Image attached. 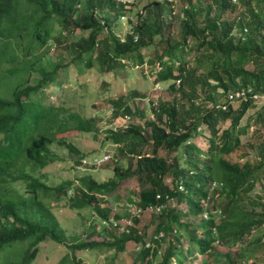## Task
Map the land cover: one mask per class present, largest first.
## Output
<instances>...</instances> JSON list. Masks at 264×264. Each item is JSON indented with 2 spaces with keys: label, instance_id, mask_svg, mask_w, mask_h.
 Wrapping results in <instances>:
<instances>
[{
  "label": "trees",
  "instance_id": "1",
  "mask_svg": "<svg viewBox=\"0 0 264 264\" xmlns=\"http://www.w3.org/2000/svg\"><path fill=\"white\" fill-rule=\"evenodd\" d=\"M139 2L0 0V264H34L46 242L67 251L57 264H84L77 253L86 251L116 264L130 243L132 264H196L185 259V243L199 264L220 256L264 264V194L250 195L264 182V105L253 98L264 94V0H144L134 11ZM145 67L171 97L149 100L150 115L138 91L112 97L120 127L102 129L99 116L49 104L48 90L62 87L71 70L127 77ZM241 91L245 99H229ZM257 105L255 120L243 125ZM80 134L113 149L105 153L108 180L77 170L94 157L73 142ZM53 145L77 157L81 175L50 187L42 172L56 162ZM110 200L142 213H116ZM62 201L91 209L102 226L68 236L54 212ZM150 207L147 242L141 217ZM124 217L131 224L122 232L114 223ZM222 248L228 252L220 255Z\"/></svg>",
  "mask_w": 264,
  "mask_h": 264
},
{
  "label": "rangeland",
  "instance_id": "2",
  "mask_svg": "<svg viewBox=\"0 0 264 264\" xmlns=\"http://www.w3.org/2000/svg\"><path fill=\"white\" fill-rule=\"evenodd\" d=\"M142 1V2H141ZM143 1L140 0L139 6L134 9V11L139 10L143 6ZM209 1V0H208ZM240 9H243L241 7ZM127 17L121 19L118 24V33L119 35H125L129 30L128 23L126 21ZM53 52H51L52 54ZM68 57L65 58L67 60ZM130 69L127 73V77L118 76H105L100 77L96 76L95 72H92L90 75L79 76L74 70H71L67 82L63 84L62 87L48 90L51 92L52 96L50 98L49 104L55 105H64L65 107L73 108L74 112H79L85 117H94L99 116L101 121L99 125L102 129H109L110 127H120L125 124V120L118 119L116 122L111 117L110 106L107 100L112 97L120 96L122 94L127 95L131 91H138L142 93L141 99L137 98L139 106L141 109H145L147 115H150V106L149 100L157 99L159 96L162 100H168L171 96L167 90H161L160 88H155L154 80L146 78L149 74V70L145 67ZM37 77V75H34ZM106 81L110 84V87L107 90H103L102 82ZM149 95V96H148ZM148 96V97H147ZM256 109L250 110L247 116L243 120V125L248 122V119L251 117L255 120V115L260 106L257 105ZM262 135L264 136V130H262ZM73 142L77 145L79 150L83 153L88 154L89 156H96L105 154L107 151H113L110 149V145L100 144L101 140L96 139V136L93 134H80L74 137ZM244 142L247 141V137H242ZM203 148H205L204 143H199ZM52 154L56 157V162L48 166L42 173L44 174V180L47 185L50 187H55L60 185L64 181H73L81 173L75 170V160L77 159L72 153L67 149L60 147L58 145H53L51 147ZM252 157L256 155L257 151H253ZM161 156H164L165 153L161 151ZM233 161H237L235 158H232ZM125 166L129 165V161H125ZM95 179L100 182L106 181L113 176V171L110 165L101 167L98 171H92L91 173ZM169 184L170 181L168 180ZM264 183V182H263ZM258 183L255 190L250 194L251 197H260L264 194V184ZM111 201V200H110ZM109 205L113 207L114 212L124 214L132 209L130 207H123L118 204V202L112 200ZM182 208L185 209V205H182ZM54 212L56 213L59 221L63 225L68 236H78L83 237L85 231L91 230L93 226L101 227V222L95 216L91 209H82L75 211L66 206L65 201L55 204ZM128 218H123L121 221H124ZM149 227L147 242L150 241V237L153 235L155 228L152 213H144L141 217V228ZM100 229V228H99ZM100 239L94 237V240ZM135 246L133 243L128 245L127 251L125 254L119 256V260H116V264H132L131 260L133 259V253ZM65 247L58 245L54 242H46L41 245V254L38 256V259L34 264H57L62 257L66 254ZM185 259L191 258L196 264H199L201 261V256H199L194 247L189 244H184ZM227 249L222 248L219 250L220 255L226 254ZM230 252V251H229ZM110 254H91L90 252H79L77 257L80 258L84 264H108ZM123 261V262H122ZM216 264H227V260L224 257L220 256L217 259Z\"/></svg>",
  "mask_w": 264,
  "mask_h": 264
},
{
  "label": "built area",
  "instance_id": "3",
  "mask_svg": "<svg viewBox=\"0 0 264 264\" xmlns=\"http://www.w3.org/2000/svg\"><path fill=\"white\" fill-rule=\"evenodd\" d=\"M122 3L124 4H129L130 0H120ZM162 1H172V0H162ZM236 0H234L235 2ZM248 93V92H247ZM246 91H241L239 93L230 95L229 99L231 101L234 100H240V99H245L246 98ZM254 100L257 101L258 104L260 105H264V94L261 95H253ZM112 160V155L111 154H105L103 156H94L90 159H83L82 160V164L78 166L77 170L79 172H85L87 170H98L101 167L105 166L107 163H109ZM76 183H78V181H76ZM214 186H217L216 184ZM69 193H71V191H69ZM131 212L133 214H140L142 213L141 209H133L131 208ZM157 211H160V208L156 209ZM154 209L152 207L148 208L147 212L153 213ZM138 214V215H139ZM208 218L207 214H206V219ZM131 224L130 220H124L122 222H116L114 223V227H119L120 231H124L127 230L126 227H128Z\"/></svg>",
  "mask_w": 264,
  "mask_h": 264
}]
</instances>
